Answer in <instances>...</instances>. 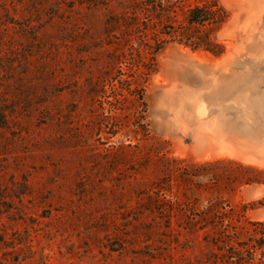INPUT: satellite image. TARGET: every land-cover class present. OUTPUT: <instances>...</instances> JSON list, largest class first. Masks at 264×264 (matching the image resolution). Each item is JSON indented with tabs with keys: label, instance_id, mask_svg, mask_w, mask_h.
Returning a JSON list of instances; mask_svg holds the SVG:
<instances>
[{
	"label": "rangeland",
	"instance_id": "1",
	"mask_svg": "<svg viewBox=\"0 0 264 264\" xmlns=\"http://www.w3.org/2000/svg\"><path fill=\"white\" fill-rule=\"evenodd\" d=\"M135 1L0 0V264H234L224 212L257 237L264 0H220L224 52L168 42L154 71Z\"/></svg>",
	"mask_w": 264,
	"mask_h": 264
},
{
	"label": "trees",
	"instance_id": "2",
	"mask_svg": "<svg viewBox=\"0 0 264 264\" xmlns=\"http://www.w3.org/2000/svg\"><path fill=\"white\" fill-rule=\"evenodd\" d=\"M178 1L191 2V0H177L176 2L136 0L134 3V11L130 16L133 21L130 26L136 33H139V46H145L151 54L147 63H141L142 65L146 64L150 71L155 70V54L163 50L168 42L176 41L194 49L202 47L216 56L224 52V45L214 37L230 17V11L222 2L220 0H193L187 5L185 12H183V18L180 20L176 13ZM147 36L152 41H149ZM140 54L139 49H137V56ZM136 88L138 85L134 87L135 90ZM141 89L143 90L142 87ZM247 207L248 205H243V211H246ZM214 217H209L208 224L214 223ZM227 218L231 219L232 217L224 212L219 218L216 215L215 219L220 224L218 234L220 239L216 240V244L225 250L222 253V260L234 264H255L257 250H260L261 255L264 256L262 250L264 247V221L257 222L261 228L257 230L256 238L252 236L245 240H238L236 233H231L227 229L226 226H229L228 223H225ZM259 262L264 264V259L259 257Z\"/></svg>",
	"mask_w": 264,
	"mask_h": 264
}]
</instances>
